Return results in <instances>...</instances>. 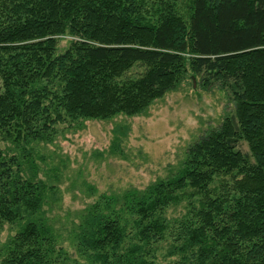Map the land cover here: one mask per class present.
Returning <instances> with one entry per match:
<instances>
[{"label": "trees", "instance_id": "trees-1", "mask_svg": "<svg viewBox=\"0 0 264 264\" xmlns=\"http://www.w3.org/2000/svg\"><path fill=\"white\" fill-rule=\"evenodd\" d=\"M136 65L144 74L127 78ZM188 72L229 91L233 115L178 175L125 194L123 214L89 212L79 252L94 264H154L171 236L185 264H264V0H0V144L10 146L0 149V227L19 224L0 264L55 261L38 218L47 188L22 176L28 147L65 124L137 115ZM182 202L185 215L168 221Z\"/></svg>", "mask_w": 264, "mask_h": 264}, {"label": "rangeland", "instance_id": "rangeland-1", "mask_svg": "<svg viewBox=\"0 0 264 264\" xmlns=\"http://www.w3.org/2000/svg\"><path fill=\"white\" fill-rule=\"evenodd\" d=\"M179 8L186 12L183 2ZM72 40L69 36L59 39L58 54L65 53ZM144 72L145 67L136 65L126 77L137 78ZM233 112L229 91L219 85L205 88L199 77L188 72L174 91L137 115L65 124L57 127L51 143L31 144L30 165L21 162L22 176L47 188L38 218L54 237V264H94L79 252V228L90 221V215L119 216L125 194L144 193L178 175L190 148L218 130ZM6 147L10 146L0 144L1 150ZM237 149L249 154L245 143H239ZM5 152L20 157L19 151ZM186 207L187 202H182L168 209L166 219L181 220ZM18 229V223L0 227V260L4 244ZM175 244L174 238L167 236L155 245L149 260L185 264L180 255H170Z\"/></svg>", "mask_w": 264, "mask_h": 264}]
</instances>
